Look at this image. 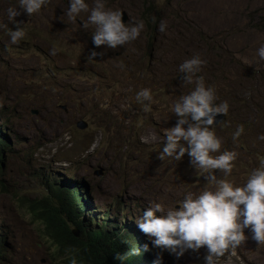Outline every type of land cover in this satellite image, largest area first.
Segmentation results:
<instances>
[{"label": "rangeland", "instance_id": "rangeland-1", "mask_svg": "<svg viewBox=\"0 0 264 264\" xmlns=\"http://www.w3.org/2000/svg\"><path fill=\"white\" fill-rule=\"evenodd\" d=\"M94 2L88 0L90 7ZM9 7H19L18 0H0V23L7 22ZM68 7V0H50L32 16L22 12L16 19L26 36L17 44L0 28V126L10 143L0 188V237L6 236L8 250L0 264H57L56 248L44 240L27 202L46 197L48 182L67 178L87 185L92 225L109 220L130 227L148 250L162 253L163 264H204L206 248L178 257L154 246L137 221L152 203L179 207L188 193L214 190L187 153L179 161L159 156L178 119L171 105L192 87L179 66L194 55L207 61L199 74L215 88L216 103L229 104L224 121L212 127L221 151H235L237 159L230 176L214 170L217 178L243 185L264 160L258 139L264 134V60L258 55L264 0H107L125 23L145 22L136 40L116 49L97 48L93 28L83 27L88 13L71 20ZM93 49L103 55L92 58ZM142 88L152 90L143 104L136 101ZM81 120L88 122L85 129L77 126ZM241 124L244 132L234 141ZM245 233L249 238L217 264H264V244Z\"/></svg>", "mask_w": 264, "mask_h": 264}, {"label": "clouds", "instance_id": "clouds-1", "mask_svg": "<svg viewBox=\"0 0 264 264\" xmlns=\"http://www.w3.org/2000/svg\"><path fill=\"white\" fill-rule=\"evenodd\" d=\"M49 3L50 0H18L19 7L7 9V22L0 23V28L8 30L12 44L19 43L26 36L21 26L23 22L16 18L22 12L32 16ZM106 3L107 0H95L90 7L88 0H68L69 19L75 20L82 12L88 13L83 27L93 28L92 40L97 48L103 45L116 49L136 40L145 26L144 20L125 23L122 11L109 10ZM9 23L16 27L8 29ZM166 29L167 24L160 22L159 31ZM90 54L96 58L103 52L93 49ZM258 55L264 60V47L258 49ZM206 63L201 56L194 55L180 64L179 73L184 74L182 80L192 87L171 105V112L178 119L175 126L168 128L159 156L162 160L171 158L179 161L187 153L190 163L207 174L206 179L214 184V190L205 187L199 194L188 193L178 203L179 207L175 205L166 209L162 203H152L137 223L143 233L154 238V246L167 249L178 257L189 249L198 251L204 247V264H217L220 257L249 238L245 229H249L251 238L258 245L264 244V160L252 169L243 185L217 178L214 171L217 169L225 177L231 175L237 153L227 149L221 151L222 141L212 127L217 115L228 114L229 104L227 101L216 103L215 88L206 85L204 77L199 74ZM151 98L150 88H142L136 93L138 103L143 104ZM144 107L145 111L150 110V105L145 104ZM243 132L244 125L241 124L233 133V140ZM258 139L264 140V134ZM182 140L187 142V146L181 143ZM144 250H148L147 244ZM138 252L137 249L135 254ZM115 259L122 264L125 257L117 253ZM71 264H77L74 257ZM153 264H163L162 253L156 255Z\"/></svg>", "mask_w": 264, "mask_h": 264}, {"label": "trees", "instance_id": "trees-1", "mask_svg": "<svg viewBox=\"0 0 264 264\" xmlns=\"http://www.w3.org/2000/svg\"><path fill=\"white\" fill-rule=\"evenodd\" d=\"M0 126V188L4 189L5 153L10 148L9 140ZM85 183L60 179L55 185L48 182L50 193L46 197L27 202L34 220L43 226V237L51 241L56 250L52 255L57 264H71L73 257L77 264H121L115 259L121 253L122 264H153L157 252L144 250L148 244L128 226L102 222L100 226L91 223L92 201ZM75 230L79 235H76ZM141 239V240H140ZM143 243V244H142ZM139 250L138 254L136 250ZM8 250L6 236L0 237V258ZM150 259H152L150 261Z\"/></svg>", "mask_w": 264, "mask_h": 264}, {"label": "water", "instance_id": "water-1", "mask_svg": "<svg viewBox=\"0 0 264 264\" xmlns=\"http://www.w3.org/2000/svg\"><path fill=\"white\" fill-rule=\"evenodd\" d=\"M124 20H126V17L125 16H124ZM224 119H225L224 114H219V115H217L216 121L214 122V124H218L219 122L224 121ZM77 126L79 128H81V129H85L88 126V122H86L84 120H81V121L78 122V125ZM75 233H76V235H79V233H78L77 230H75Z\"/></svg>", "mask_w": 264, "mask_h": 264}, {"label": "bare ground", "instance_id": "bare-ground-1", "mask_svg": "<svg viewBox=\"0 0 264 264\" xmlns=\"http://www.w3.org/2000/svg\"><path fill=\"white\" fill-rule=\"evenodd\" d=\"M55 21V20H54Z\"/></svg>", "mask_w": 264, "mask_h": 264}]
</instances>
